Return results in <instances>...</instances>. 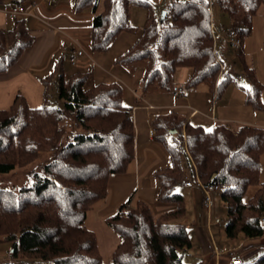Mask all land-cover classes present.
Listing matches in <instances>:
<instances>
[{
	"label": "trees",
	"instance_id": "obj_1",
	"mask_svg": "<svg viewBox=\"0 0 264 264\" xmlns=\"http://www.w3.org/2000/svg\"><path fill=\"white\" fill-rule=\"evenodd\" d=\"M134 5L146 10L145 24L137 41L115 63L143 66L144 95L172 92L178 71L188 68L191 73L181 86L184 91L205 86L213 103L220 100L232 78L221 79L224 65L216 37L229 44L213 24L212 0H173L163 24L147 0H74L76 14L92 16V51H108L122 33L134 29ZM217 5L231 21L227 34L237 32L242 40L237 51L251 84L244 103L264 111V85L245 54V39L261 9L264 17V0H217ZM34 42L26 18L0 29V75L16 65ZM90 77L91 72L68 74L60 57L51 74L42 79L41 107L32 108L18 93L9 108L0 109V174L29 166L70 136L56 160L31 175V186L19 191L0 189V243L8 244L13 259L103 264L97 236L86 225L87 215L107 198L111 177L126 173L135 160L136 127L133 108L124 104V86L112 81L88 87ZM54 89L62 102L59 106L49 104ZM152 128L155 143L170 161L154 172L158 201L173 208L156 217L145 202L137 200L133 205V195L107 217L105 224L119 238L110 264H186L184 256L192 241L182 222L187 201L177 189L193 165L203 183L223 190L228 239L264 235L263 127L219 122L209 131L178 112H167L154 116ZM254 185L260 186L246 200L247 190ZM242 264H264V252Z\"/></svg>",
	"mask_w": 264,
	"mask_h": 264
},
{
	"label": "crops",
	"instance_id": "obj_2",
	"mask_svg": "<svg viewBox=\"0 0 264 264\" xmlns=\"http://www.w3.org/2000/svg\"><path fill=\"white\" fill-rule=\"evenodd\" d=\"M17 1L19 0H0V29H9L13 26L14 21L9 18L7 10L13 4L18 3ZM25 18L35 37V42L26 50L16 65L11 67L5 74L0 75V109L9 108L18 93L26 97L32 108L41 107L44 92L42 79L51 74L60 57L64 58L66 66L67 61H69L72 52L77 46H81L87 54L79 59L78 64L75 66L76 68H74L75 70L68 72V74L74 71L89 72L90 61L87 59L88 56H90V60L92 58H97V61L103 59L102 56L96 57L95 55L96 58L94 56L91 57L86 50L85 45L89 43L85 42L84 39L89 38L91 41L90 25L92 26V16L88 12L80 15L76 14L74 11V0H43L40 8L34 10L32 16ZM216 26L218 31L223 35H226L225 33L230 29L227 32H223L218 25ZM67 44L70 45L69 49L67 48ZM224 46L225 44L218 40L217 50L220 55L225 51ZM77 66L79 67L77 68ZM96 73L98 74L99 72ZM190 73V69L188 68L180 69L176 76L175 85H184ZM98 79L104 80V82H112L106 75H98ZM133 89L130 90L132 93L124 89L123 100L125 102V98L127 100L132 98L131 100L134 101L131 107L133 108L136 127V157L126 173L111 177L109 193L112 194V204L114 205H111L112 208L107 209L106 212L114 209L133 190L137 193V195L135 193L134 199L145 202L150 206L151 210L156 208L155 213L153 212L156 217L173 208L170 204L160 203L158 199L156 202H153L154 208L152 202L146 196V193H153L154 190H156L157 196L158 186L155 189L153 181L154 172L159 168L167 167L170 163L164 149L156 144L154 136L150 135L152 121L154 116L157 115L156 113L178 112L193 123L203 126H205L204 124L215 125L219 122H225L232 127L249 125L264 128V111H256L247 107L244 103L245 95L238 103L230 98L227 101H222L224 103L217 106L213 104L205 92L195 95H184L180 98L174 97L171 91L167 93H151L144 97L137 90ZM126 91L127 93L125 94ZM262 99L264 101V92ZM241 103L246 108L262 113V115L249 113L247 118L245 116L243 119L238 118L234 109ZM188 198L189 200L191 198L194 206H198L199 204L201 207L203 206V193L201 190L192 189ZM218 199H221V197H219V193H216L214 195L215 213L217 211ZM196 230L206 249L208 244L203 227H197ZM213 249L216 258L220 259L223 252L220 253L215 246ZM207 251L212 253L211 250Z\"/></svg>",
	"mask_w": 264,
	"mask_h": 264
},
{
	"label": "rangeland",
	"instance_id": "obj_3",
	"mask_svg": "<svg viewBox=\"0 0 264 264\" xmlns=\"http://www.w3.org/2000/svg\"><path fill=\"white\" fill-rule=\"evenodd\" d=\"M147 1L153 4L154 9L159 17L160 23L163 24L165 19L164 13H166L169 10L173 0H147ZM212 4H213L212 12L214 19L213 24L218 25L220 30H222L223 32H227L228 28H230L231 26L230 19L226 14H224L221 11L219 6L217 5V0H212ZM145 20H146V10L139 5H134L131 9V25L133 26L134 29L122 33V35L114 42L111 48L106 52H101V53L93 52L91 49L90 39L89 38L84 39L85 42L89 43L86 44L85 47L87 52L91 55V57L93 56L95 57V55L96 57L98 56L103 57L102 60H98V61L96 57H95L96 59L92 58V60H90V56L87 57V59H89L90 61L89 72H91V77L87 84L88 87L92 86L94 83L97 84L100 82H104V80L98 79V75H106V77L110 81H117L120 84H122L124 86V89H126L127 91L128 90L130 91L132 90V88H134L139 92L141 96L144 97L147 96L144 95L142 90V78L144 74L143 66L142 65L124 66L115 63V60L119 56L127 52L140 37L143 26L145 24ZM218 35L221 38H224L228 34L223 35L218 31ZM217 37H216V41L218 42ZM69 47L70 45L67 44L68 49ZM224 50L225 51H223L220 55V59L223 61V65H224V73L221 79H225L228 76H230L232 80L227 85L222 95V98L218 101H215V103H213L216 104L217 106H220L221 103L223 104L224 102L222 101H227V99L230 98H232L235 102L238 103V101L242 100L244 95H246V90H249L251 87L250 81L244 73L238 51L227 44L224 46ZM85 54L87 53L84 51L83 56H85ZM245 54L247 57L246 59L247 63L250 65L251 68H254L256 70L259 80L263 83L264 82L263 9H261L258 12L257 16L254 18L252 31L250 35L245 39ZM68 62L69 61H67V65H66L68 68L67 73L75 70L74 68H76L75 66L69 65L70 63ZM78 67L79 66H77V68ZM96 72L99 73L97 74ZM127 91L125 92V94L127 93ZM184 92L186 96L205 92L208 94V97L212 100V95L205 86H201L193 91L185 90ZM130 93H132V91H130ZM50 94L51 95L49 97L50 98L49 104L52 106H59L62 102L58 100L55 93V89L51 90ZM131 99L127 100V98H125L124 104L126 106L131 107L134 102ZM234 110L236 116L241 119H243L244 116L245 118H247L249 113H256L258 115H262V113L256 112L250 108H246V106L242 103L239 104ZM204 125H205L204 127L209 131L212 130L214 127L213 124L211 125L204 124ZM77 130L80 131V129ZM69 137L70 136L67 135L65 136V138H63L57 150L53 152L40 154L39 158L29 166L25 168H17L8 174H0V189L19 191L21 188L25 186H31L33 182L31 175L34 173L41 172L45 165L56 160L60 150L64 146H66L68 142H70ZM153 181L156 189L158 182L155 177L153 178ZM263 183H264V158H262L261 160V167H260V185ZM260 185L251 186L245 194V199L247 200L250 197H252ZM192 189H196L198 191L200 190L197 187L187 188L183 185L177 189V192L179 194L186 196L187 199V205H186L187 214L182 222L188 229L192 241V248L184 256V262L186 264H220L221 262L222 264H226L228 261L227 255L232 251L239 252V255L242 258L243 262L247 263V262H252L256 257H258L260 254L264 252V235L256 239H246L241 235L236 240H231L226 237L224 233V229L227 224L228 214H227V206L223 203L222 199H218V205L216 207L217 211L215 214L217 215V217L221 218L223 222L219 226H212L210 228V226L207 223L209 213L207 214V211L203 205V200H202L203 206L201 207L200 204L198 206L197 205L194 206V203H192L191 198L190 200L188 198L189 193H191ZM222 192L223 190L219 192V197H221ZM135 193L136 191L133 190L126 197V199L120 202L118 205H116L114 209L108 210L106 212L107 209L112 208V206L114 205L112 204V194L109 193V195L104 201L97 203L88 212L86 225L97 236L98 246H99L100 254L102 256L103 264L111 263L112 252L119 242L118 236H116L114 232L105 224V219L108 216L116 214L119 208L121 207V205L126 203L131 196L135 195ZM146 196L150 200V202H152V206L154 207L153 202H156L158 199V197L156 196V190H154L153 193H146ZM133 200L134 203L132 204L134 205L137 200L136 199ZM155 209H152L154 213H155ZM197 227H203L204 229L205 239L208 244L206 249L203 245V242L201 241V238L197 234V230H196ZM214 246L217 247V250L220 251V253L223 252L222 257L220 259H217L215 256L214 253L215 251L213 249ZM9 249L10 247L8 246V244L0 243V263L41 264L40 262H25L19 259L18 260L13 259L11 258V256H9V252H8ZM207 250H211L212 253H210Z\"/></svg>",
	"mask_w": 264,
	"mask_h": 264
},
{
	"label": "built area",
	"instance_id": "obj_4",
	"mask_svg": "<svg viewBox=\"0 0 264 264\" xmlns=\"http://www.w3.org/2000/svg\"><path fill=\"white\" fill-rule=\"evenodd\" d=\"M43 0H30L26 3H16L10 6L7 10V14L12 21H17L19 19L32 16V12L40 8V4ZM223 40L228 43L232 48L238 50L241 47V38L237 32H231ZM84 55V50L82 47H77L71 54L69 62L72 66L78 64L79 59ZM172 93L174 97L180 98L185 95L184 89L181 85H175L173 87ZM196 113V112H195ZM155 130L152 128L150 130V135H155ZM181 184L187 188H198L203 193V205L207 211L208 215V225L210 228L212 226H219L223 220L215 214L214 210V195L219 193L222 188L219 185H208L202 183L199 178L197 169L195 165L190 169L186 170V173L181 181ZM261 222L264 224V215L261 218ZM226 264H242L243 260L239 255V252L232 251L227 255Z\"/></svg>",
	"mask_w": 264,
	"mask_h": 264
},
{
	"label": "water",
	"instance_id": "obj_5",
	"mask_svg": "<svg viewBox=\"0 0 264 264\" xmlns=\"http://www.w3.org/2000/svg\"><path fill=\"white\" fill-rule=\"evenodd\" d=\"M166 13H164V17H165Z\"/></svg>",
	"mask_w": 264,
	"mask_h": 264
}]
</instances>
